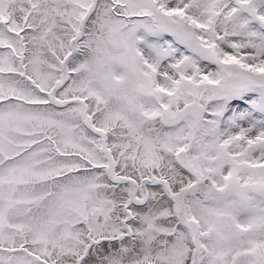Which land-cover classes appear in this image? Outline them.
<instances>
[{"label":"snow or ice","instance_id":"6c2138e0","mask_svg":"<svg viewBox=\"0 0 264 264\" xmlns=\"http://www.w3.org/2000/svg\"><path fill=\"white\" fill-rule=\"evenodd\" d=\"M0 264H264V0H0Z\"/></svg>","mask_w":264,"mask_h":264}]
</instances>
